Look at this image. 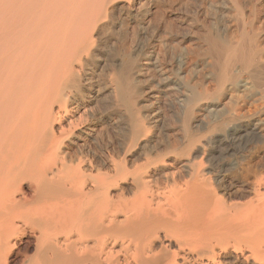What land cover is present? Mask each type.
Returning a JSON list of instances; mask_svg holds the SVG:
<instances>
[{"label":"bare ground","instance_id":"1","mask_svg":"<svg viewBox=\"0 0 264 264\" xmlns=\"http://www.w3.org/2000/svg\"><path fill=\"white\" fill-rule=\"evenodd\" d=\"M0 264H264V0H0Z\"/></svg>","mask_w":264,"mask_h":264}]
</instances>
